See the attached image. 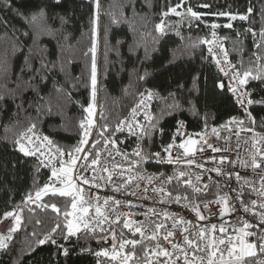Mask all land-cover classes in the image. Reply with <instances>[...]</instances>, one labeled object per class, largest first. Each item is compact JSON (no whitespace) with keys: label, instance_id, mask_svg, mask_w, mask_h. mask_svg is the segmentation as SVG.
<instances>
[{"label":"trees","instance_id":"16d2710c","mask_svg":"<svg viewBox=\"0 0 264 264\" xmlns=\"http://www.w3.org/2000/svg\"><path fill=\"white\" fill-rule=\"evenodd\" d=\"M179 2L101 0L103 15L99 16L97 23L98 47L95 52L102 110L99 126L107 123L110 130H114L132 108L138 93L154 90L157 97L153 104L152 122H159L153 135L144 138L146 153L156 152L169 140L178 120H183L188 129L197 131L205 127V114L207 127L240 116L227 89L216 87L218 81L225 83V78L205 52L204 41L210 24L226 21L215 14L248 15L247 21L235 20L232 28L221 25L218 30L226 52L238 68L241 61L247 68L255 59L252 56L256 51L252 33L245 30L254 29L257 33L255 38L259 40V32L264 28V0H185L184 7L177 11L184 13L190 5L202 14L200 20L190 21L187 16L175 14L162 15L168 7ZM202 4L211 7H199ZM249 7L252 8L250 14ZM40 9L45 10L46 24L53 29L48 34H38L39 27L34 25L30 28L25 19H30L31 14L38 13ZM96 12V0H60L59 4L55 0H11V8L0 3V96L4 97L0 100V222L3 213L19 204L25 193L31 190L34 194L36 188L43 187L48 181V173L42 169L35 173V161L24 157L13 146V141L28 126V117L36 116V108L28 107L29 101L37 99L36 93L27 88L26 82L40 67L41 59L54 63L56 67L47 73V79L41 81L37 77L33 81L39 85L40 95L45 97L39 101V131L49 136L55 146L65 150L75 146L81 137L79 122L86 115L81 106L90 102L92 30L95 27L92 20L96 18ZM161 21L164 30L157 32L156 25ZM26 31L29 33L27 36L23 34ZM140 76L145 79L140 80ZM77 77L79 81L75 80ZM73 83L76 84L74 88ZM57 87H63L65 91H54ZM246 88L252 93L253 100L264 99V81L250 80ZM69 91L70 97L66 95ZM173 92L182 107L168 115L165 113L172 104L169 93ZM22 99L26 111L17 108ZM189 100L195 105L196 112L190 110ZM49 106L51 115L47 114ZM251 109L256 128L264 131V104L254 103ZM97 139L101 138L95 135L94 140ZM103 147L101 139L100 150ZM169 190L173 195L179 193L191 197V189L178 186L175 181L169 185ZM216 193L212 188L199 195L197 202L214 198ZM64 200L49 194L37 202L41 205L39 208L36 204L21 206L23 225L13 234L9 247L0 250V264H96L91 253L110 246V240L107 245L98 243L97 237L83 232L68 241L58 238V242L69 249L68 256L62 255V249L58 250L50 243L36 245V238L31 235L33 231L42 238L57 221L63 223L62 216H57L50 208L44 209L43 205L57 203L63 211ZM37 220L41 221L39 225ZM81 249H90L91 252L81 254Z\"/></svg>","mask_w":264,"mask_h":264},{"label":"snow or ice","instance_id":"6c2138e0","mask_svg":"<svg viewBox=\"0 0 264 264\" xmlns=\"http://www.w3.org/2000/svg\"><path fill=\"white\" fill-rule=\"evenodd\" d=\"M55 2L59 4L60 0H55ZM0 3L6 8H11V0H0ZM184 5L185 0H180L175 6L168 7L162 15L187 16L190 21L201 19L202 14L195 11L190 5L186 7L184 13L178 12L177 9L184 7ZM99 7V0H96V9L98 10ZM199 7L209 8L211 5L202 4ZM251 12L252 8L249 7L248 13ZM215 15L228 17L231 21L237 19L241 21L248 20L246 14L237 15L230 12H219ZM25 19L30 28L34 25L39 27L38 34L43 35L53 31L46 24L44 9L31 14L30 19L28 17H25ZM92 23L93 25L96 24L95 18H93ZM219 26L217 24L211 25L213 29ZM223 26L226 28L233 27L232 23ZM163 30L164 24L161 21L156 25V31L163 32ZM245 31L252 33L253 47L256 49L252 53L255 59L250 61L249 67L245 68L243 61L240 62L239 68L231 64L227 59L226 50L223 49V61L218 57H213L219 71L229 81L227 90L235 97L239 106L245 109V119L231 117L224 125L220 126L221 130L230 133L229 137L225 138L226 142L230 139L231 134H235L237 150L250 144V147L244 148L247 158L241 157L238 152L235 160L229 159L227 156H220L217 160V157L213 156L206 158L204 163L197 162L192 157H194L196 151H205V146L207 149H211L213 153H221L227 151V149H221L209 143L208 132L204 134L195 133L193 135L198 136L199 141L193 139L188 133L181 131L184 126L183 121L177 122L178 126L173 134L172 142L163 147V152L167 153L166 157L161 152L146 153L140 144L131 153L121 152L117 140L111 137L115 136L117 131L123 132L125 126L128 128L130 135L137 137L138 140H143L145 137L150 138L153 135L158 120L153 123V117L146 114L145 120L148 123L141 124L139 121H135L134 118L141 109L148 107V102L153 99L156 93L150 89L140 91L138 93L139 102L132 108L130 118L119 121L114 130H110L107 123L102 127L96 124L93 118L97 95L95 27L92 30L90 102L87 106H81L83 112L86 113L79 122V128L82 130L81 138L75 146L67 150L55 146L49 136L43 135L37 127L41 115L39 101L44 100L45 97L40 95L39 85L33 83V81L37 77L41 81L47 79V73L56 67L54 63L41 59L40 67L34 70L33 76L26 82L27 88H31L36 93L37 99L28 102L29 108H36V116L34 118L28 117V126L13 141V146L24 157L35 160L33 165L35 173L38 174L41 168H49L51 175L43 187L36 188L34 194L31 190L25 193L19 204L15 205L12 210L3 213L2 219L11 218L13 225L6 234L0 235V250L9 247V242L13 240V234L23 225L21 206L28 207L30 204H36V207L39 208L41 205L37 202L42 201L43 197L51 194L53 197L65 198L63 211L57 203H45L43 208H50L57 216H62L63 223L57 221L55 227L45 233L42 238L36 231H33L31 235L36 238L35 243L37 246L50 243L56 246L58 250L62 249L61 254L64 256L69 255V249L60 244L58 238L68 241L71 237L77 236L78 233L84 232L97 237L98 243L103 242L107 245L109 240L111 241L110 246L101 247L100 250L91 253L96 258V264H253V260L255 264H264V258L258 257V252L261 256H264V134L255 131V117L247 111L248 105L254 103L264 104V99L260 101L253 100L252 93L245 87L250 80L264 81V28L259 32V40L255 38L257 33L254 29L248 28ZM23 34L27 36L29 33L26 31ZM205 42L212 43L211 41ZM211 51L210 48L209 52ZM26 63H28L27 58ZM223 65H228V67L225 68ZM253 68H255V72ZM139 79L144 80L145 78L140 76ZM195 79H198V77ZM75 80L79 81L80 78L77 77ZM75 86L76 84L73 83L72 87ZM216 87L224 90L225 83L218 81ZM54 91L64 92L65 90L63 87H57ZM66 95L70 97L71 92H67ZM169 96L172 97V104L169 105V109L165 113L168 115L173 110L182 107L176 99L175 92L169 93ZM3 98V96H0V100ZM12 98L15 100V94ZM24 103L25 101L22 99L21 103L17 105L19 111H26ZM188 103L191 105L190 110L196 112L193 102L189 100ZM47 114H52L51 106L48 107ZM203 119L205 128H207V114L204 115ZM245 120L248 123H245ZM249 124L252 127H249ZM98 127L99 131L95 135L102 139L105 146L103 151L99 148L101 139H89L93 135V129ZM160 131L163 130L160 129ZM242 132H251L252 136L241 141ZM211 135L216 136L217 139L220 138L216 127L211 129ZM185 136L188 139H181L179 144L176 143L178 138ZM122 143L123 141H119V144ZM173 149L183 150L182 157L173 158ZM116 156H120L121 160L117 161ZM182 158L189 168L195 165L196 168L201 169V173L181 171L176 168L170 175L164 173L156 175L148 174L144 169V164L149 160L154 159L157 163L164 162L179 166ZM208 163L213 164V166L211 168L206 167ZM236 166H239L240 169H250L254 178L241 175L239 171L235 170ZM105 173H107L106 176ZM210 173H215L221 179L219 181L213 180ZM204 174L208 175L207 183L203 182ZM233 177L238 185L236 188L231 187ZM257 180L259 181V187H257ZM157 181H159V184L155 186ZM173 181L178 186L183 185L190 188L191 197L179 193L173 196L172 191L167 188ZM141 182L145 183L143 188L145 196L143 199H151L155 204L160 205L180 204L184 201L183 207L191 211L195 216V221L188 220L184 216H178L176 213L169 211L168 208L158 210L155 206L148 207L142 203L116 199L112 194L105 193L101 195L98 191L110 188L112 193L135 196L137 190L141 188ZM148 185H153V187L149 189ZM213 187L217 190L215 199L197 202L199 195L208 193ZM221 188H227L228 191L220 192ZM149 191L153 194L152 196L148 195ZM232 193L235 195H232ZM252 195H255L256 198L251 199ZM210 203L220 205L219 217L222 222L219 224L200 223L208 219L202 213L207 211ZM122 207H127L129 211H120ZM134 209H142V211L136 212ZM29 210L34 211L33 209ZM241 211L249 214L254 222L240 216L239 212ZM232 213H237L235 224H230L223 219ZM136 215H141L145 219L136 220L134 219ZM151 217H157L158 219L153 221ZM40 223L41 221H36L37 225ZM252 229L257 230L253 231ZM124 230H127L131 237L126 235ZM178 231L182 236V241L176 239ZM250 237H255V239H249ZM161 241L166 242V245L162 244ZM138 248L140 251H138ZM85 251L91 252L90 249H81V254Z\"/></svg>","mask_w":264,"mask_h":264},{"label":"built area","instance_id":"2783aa9c","mask_svg":"<svg viewBox=\"0 0 264 264\" xmlns=\"http://www.w3.org/2000/svg\"><path fill=\"white\" fill-rule=\"evenodd\" d=\"M102 15H103V12L101 10V15L100 16H102ZM219 18H225L226 21L224 23L214 22L212 24H217V25H220V26L222 25L223 26V25H225L227 23H233V21H231L228 17L219 16ZM237 20H239V19H237ZM212 24H210L209 33H208V36L205 39V41H211L212 43H206L204 41L205 52H206V55L210 58L212 64L215 66V68L218 71V73L221 76L224 77V74L219 71V68H218V65L216 63V60L213 59V57L215 56V57H218L221 61L224 60V51H222V49L225 50L224 41L220 37L219 32H218L220 26L215 28V29H213L211 27ZM213 33H215V35H213ZM210 48L212 49L211 52H209ZM227 59L231 62V64L236 65L232 61V59L230 58L229 54L227 55ZM223 66L225 68L228 67V65H223ZM224 78H225V88L227 89V85H228L229 81H228V79L226 77H224ZM152 91L154 93H156L154 90H152ZM228 93L231 95V97H232L237 109L239 110L240 116L237 117V118L245 119V109L241 108L239 106V104L236 102L235 97L229 91H228ZM156 97H157V94L153 97V99L151 101L148 102V107L146 109H141L136 114V116L134 118L135 121H139L141 124H147L148 123V121L145 120V115L147 114V115H150L151 117H153V104L155 102ZM139 99L140 98L138 96L136 101H135V103L133 104L132 108L137 105V103L139 102ZM251 107H252V105H248L247 106V111L251 112V114L253 115ZM132 108L130 109V111L127 113V115L122 120H126V119L130 118ZM101 114H102V110H101V100H100V86H99V83H98V85H97V95H96V100H95V115L93 117L95 122H96V124L98 126H99V123H100ZM178 121H183V120H178ZM178 121H176V123H175V126L173 128V131H172V133L170 135L169 140L165 144H162L161 146H159L158 150L156 151V152H161L162 155L165 156V157L167 156V153L163 152V147L172 142L173 134H174V132H175L177 126H178V124H177ZM225 123L220 124V125H211V126H209L207 128L203 127L200 130L193 131V130L188 129L187 124L184 122V126L181 129V131L188 133L190 136H192L193 139H197L199 141V137L193 135L195 133L204 134L205 132H208L209 133V141H208L209 143H212V144L220 147L221 149H227V151H222L221 153H213L211 151V149H207L206 146H205V151H203V152L196 151L194 157H192V158H194L197 162H200V163H204L206 158L213 157V156L217 157V160L220 158V156H227L229 159L235 160L237 158L238 152H239V155L241 157L247 158V153L244 151V148L245 147H250V144L249 145H244L239 150H237L236 149V136H235L234 133L231 134L230 139H228L227 142H226L225 138L229 137L230 133L228 131H226V130H221V128H220V126L224 125ZM245 123H248V122L245 120ZM248 126L252 127L251 124H249ZM213 127H216L218 129L219 135H220L219 139H217L216 136H212L211 135V129ZM98 128H94L93 129V135L91 137H89L90 140H94L95 133L98 131ZM255 131L257 133L264 134V131H259L256 128V126H255ZM251 136H252L251 132H247V133L242 132L241 133V141H243L244 138L251 137ZM111 138L117 140L118 147L120 148L121 152L131 153V152H133L136 149L138 144L142 145V147L144 149V146H143L144 139L143 140H138L137 137L130 135V133L128 131V128L126 126L124 127L123 132L117 131V132H115V136H113ZM181 139H185L186 140V139H188V137L185 136V137H182V138H178L176 143L179 144L181 142ZM119 141H123V143L119 144ZM201 143H202V141H201ZM104 147L101 149V151L104 150ZM109 150H111V149L109 148ZM182 154H183V150L173 149V152H172L173 158H175L177 156H181L182 157ZM116 160L120 161L121 157L120 156H116ZM212 166H213V164H211V163L206 164V167L211 168ZM226 167H230V166H226ZM176 168H179V170H181V171H191L193 173H201V169L196 168L195 165H193V166H191L189 168L186 165V163L184 162L183 158H182L181 164L179 166H177L176 164H168V163H164V162L157 163L154 159L153 160H149L147 163L144 164V169L146 170V172L148 174L159 175L160 173H164L166 175H170L173 172V170L176 169ZM41 169L48 173V175H49L48 179H49V177L51 175L50 169L49 168H41ZM235 170L239 171L241 173V175H247L249 178H254V177H252V173H251L250 169H240L239 166H236ZM117 171H119V169H117ZM104 175L106 176L107 173H105ZM210 175L212 176V179L215 180V181H219L221 179V177L217 176L215 173H210ZM193 179H194V176H193ZM203 182L204 183L208 182V175L207 174H204ZM158 184H159V181H157L155 186H158ZM144 186H145V183L141 182V188L137 190V194L135 196H133V195H122L120 193H112L110 188L100 189L98 191H99V193L101 195H104L105 193H109V194L114 195L116 199H120V200H124V201H132L133 203H142L143 205L148 206V207L155 206L158 210L160 208H168L169 211H171L173 213H176L178 216H184L188 220L195 221V216L191 213V211L183 207V203H185L184 201H182L180 204L172 203L170 205H160V204H155L154 201L151 200V199H143V197L145 196V192L143 191ZM237 186L238 185H237V183L235 181V178L233 177L232 180H231V187L236 188ZM85 187H87V186H85ZM148 187H149V189H151V187H153V185H148ZM257 187H259V181L258 180H257ZM167 188L169 190V185L167 186ZM213 189H215V188L213 187ZM225 191H228V189L227 188H221L220 189V192H225ZM202 194H204V193H202ZM148 195L152 196L153 194L151 193V191H149ZM175 195H173V196H175ZM232 195H235V194L232 193ZM215 198L216 197L205 199V200H201V201L213 200ZM250 198L251 199H255L256 196L252 195ZM198 202H200V201H198ZM219 208H220V205H215V204H211V203L208 204L207 211H203V213H202L208 219L206 221H201L200 223L201 224H204V223H216V224H219V223H221L222 221H221V219L219 217ZM120 211L128 212L129 209L127 207H122L120 209ZM134 211L140 212V211H142V209H134ZM239 215L242 216L244 219H248L250 222H254V221H252L251 216L249 214H247V213H243L241 211V212H239ZM134 219H136V220H144L145 218L143 216H141V215H136L134 217ZM157 219H158L157 217H151V220H153V221H156ZM223 219L226 220L230 224H235L236 221H237V213H232V214H230L228 216H225ZM169 225H170V222H169ZM252 230L256 231L257 229H252ZM229 231H231V229H229ZM128 234H130V233H128ZM176 239L182 241V236H181L179 231L176 233ZM249 239H255V237H250ZM161 243L166 245V242H164V241H161ZM258 255L261 256V254L259 252H258ZM261 258H264V256H261Z\"/></svg>","mask_w":264,"mask_h":264},{"label":"rangeland","instance_id":"374dc122","mask_svg":"<svg viewBox=\"0 0 264 264\" xmlns=\"http://www.w3.org/2000/svg\"><path fill=\"white\" fill-rule=\"evenodd\" d=\"M99 4L101 6V0H99ZM98 13V14H97ZM101 15V9L99 7V9L97 10L96 12V24H95V41H96V51H97V23H98V19H99V16ZM10 223L13 224V221L11 218H8V219H2V221L0 222V235H3V234H6L7 231H8V227L10 226Z\"/></svg>","mask_w":264,"mask_h":264}]
</instances>
